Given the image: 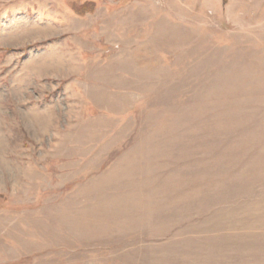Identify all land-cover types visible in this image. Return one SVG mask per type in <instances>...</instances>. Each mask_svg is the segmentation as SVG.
Listing matches in <instances>:
<instances>
[{
  "label": "rangeland",
  "instance_id": "obj_1",
  "mask_svg": "<svg viewBox=\"0 0 264 264\" xmlns=\"http://www.w3.org/2000/svg\"><path fill=\"white\" fill-rule=\"evenodd\" d=\"M0 264H264V0H0Z\"/></svg>",
  "mask_w": 264,
  "mask_h": 264
}]
</instances>
